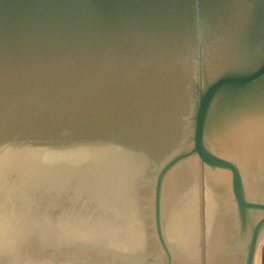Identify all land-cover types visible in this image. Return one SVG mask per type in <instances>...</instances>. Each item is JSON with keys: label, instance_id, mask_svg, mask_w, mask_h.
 <instances>
[{"label": "water", "instance_id": "obj_1", "mask_svg": "<svg viewBox=\"0 0 264 264\" xmlns=\"http://www.w3.org/2000/svg\"><path fill=\"white\" fill-rule=\"evenodd\" d=\"M225 62L241 63L208 73ZM248 94L264 98V0H0V264H123L84 257L72 240L63 249L70 240L34 222L61 223L67 211L75 221L79 206L107 218L100 209L126 197L124 173L140 215L152 190L130 176L154 164L152 219L165 247L164 180L193 157L230 173L242 234L260 214L244 260L255 264L264 203L246 198L236 160L205 143L217 103ZM184 97L195 105L183 145L168 130Z\"/></svg>", "mask_w": 264, "mask_h": 264}, {"label": "bare ground", "instance_id": "obj_2", "mask_svg": "<svg viewBox=\"0 0 264 264\" xmlns=\"http://www.w3.org/2000/svg\"><path fill=\"white\" fill-rule=\"evenodd\" d=\"M240 63H208L207 68H205L210 75H213L221 72L226 65L233 66ZM177 103L178 108L170 117L168 134L176 140V143L184 145L188 131L191 129L195 100L184 97L179 98ZM233 107L234 109H232ZM222 109V113L219 114ZM207 133L211 150L221 156L235 158L238 160L236 161L238 164L240 162L244 168V177H246L248 184H254L255 177L257 180L258 177L261 179L262 185L259 184L263 188V192L261 191L263 194L264 98H255L248 94L235 102L233 99L227 100L225 96L224 100L217 103L210 113L205 136L206 145L208 144ZM241 165L239 166L241 167ZM220 171L212 172L196 158L193 161H184L165 178L160 231L161 234L164 232L163 234L166 235L171 246V253L168 251L171 264H240L242 257L238 245L244 233L242 234L241 225H238L240 221L236 220L235 205L233 206L229 201V183L227 176H225L226 171ZM142 173L144 174L141 176H144L146 171H142ZM128 175L124 173V176L118 177V181L121 182L124 189L130 191L129 186L132 183L131 180H128ZM107 177L110 180L113 176L111 174ZM130 178L133 179V182L140 181L139 177L135 175L130 176ZM259 184L256 185L259 186ZM127 191L124 192L126 197H122L119 202L122 211H116V215L120 217L122 222L124 220L129 222L130 225L128 226L136 230V241L134 240L136 244L130 240L131 238L128 239L130 244L126 239L119 240L123 234L122 229L118 231L122 233H120L121 235L115 232L110 233L111 237L105 236V238L110 237V240H103L100 237L104 236L103 234H108V230L92 225L89 227H80L81 224L79 227L70 225L69 231H67L70 232V235L66 237H69V240L71 239L73 242H78L82 249L87 248L92 254L94 252L98 258L105 261L123 264H146L145 254L158 256V259L161 257L162 260L161 249L159 250L158 242L154 240L157 229L154 228L155 224L148 217L149 212L146 206L139 213L140 215H137L134 212L136 208L131 206V198H129ZM129 208L131 210L127 211ZM102 211L106 216L107 214L110 216L109 210V213L104 209ZM118 219L115 218V220ZM130 228L129 230H132ZM233 230L235 231L233 232ZM229 232L232 233L229 234ZM129 233L133 232L130 231ZM158 235L157 233V237ZM229 235L231 236L228 245ZM63 238L61 240L64 243ZM122 238H124L123 235ZM69 246L72 248V243ZM11 247L9 244L5 246V249L10 250ZM1 248H4L3 245Z\"/></svg>", "mask_w": 264, "mask_h": 264}, {"label": "rangeland", "instance_id": "obj_3", "mask_svg": "<svg viewBox=\"0 0 264 264\" xmlns=\"http://www.w3.org/2000/svg\"><path fill=\"white\" fill-rule=\"evenodd\" d=\"M228 69L227 68H223V70L221 71V72H219V73H217V74H222V73H224V72H226ZM210 79H212V77H208V80H210ZM186 121V120H185ZM189 121H190V119H189ZM187 140V139H186ZM207 142H208V144H207V147L211 150V148H210V145H209V138H208V133H207ZM213 153H215V154H217V155H220L219 153H216V152H214L213 150H211ZM194 159H196L195 157H193V158H190V159H188L189 161H193ZM234 160H236L235 158H234ZM236 161H238V160H236ZM239 165H241L240 164V162H239ZM156 168V167H155ZM209 169V168H208ZM240 169H241V171H242V174H243V182H244V192H245V196H246V198L248 199V200H253V201H257V202H263L264 203V193L262 194V190H263V188H261V185H262V183H260V181H261V179L258 177V180H257V177H255V179H254V184H248L247 183V180H246V177H244L245 176V173H244V168L242 167V165H241V167H240ZM209 170H211L212 172L213 171H218L219 172V170H212V169H209ZM220 172H222V171H220ZM226 173V175L225 176H227V179H228V183H229V186H228V196H229V201L233 204V206H234V208H235V210H237V207H236V203H235V200H234V197H233V194H232V190H231V175H230V173L229 172H225ZM154 174H155V170H154V167H151V168H149L148 169V171H146V174L144 175V176H141V177H139V180L141 181V183H142V185L144 186V191H147V192H149V190L151 189L152 191V193H150V195H148V197H145L146 198V204H147V206H146V209H147V211L149 212L148 213V217H149V219L152 221V223H154L153 222V219L152 218H154V213H153V203H154V195H153V191H154V187H155V184H156V177H154ZM153 176V177H152ZM156 176V175H155ZM257 182V183H256ZM261 185H260V184ZM256 184H259V186H257ZM249 186H251V187H249ZM256 187V188H255ZM257 190V191H256ZM253 191V192H252ZM262 191V192H261ZM142 199V198H141ZM143 200V199H142ZM151 203H150V202ZM118 205H119V207H118ZM117 206H115V209L113 208V210H114V213L116 214V211H122V209H121V206H120V203L118 204ZM77 210L80 212V213H82L81 215L82 216H80V217H78V219L76 218L75 219V221H74V219L72 220V216H71V214L70 213H68V212H70V211H67V213H66V215H67V218L65 219V220H62V222L61 223H58L59 221H57V220H55V219H51V218H48V219H43V218H38L35 222H34V225L36 224V223H44L45 224V226H46V228L48 229V228H50V227H53V228H55V229H49V236H50V238H57L56 240H58V237L59 238H63V236H65V238H63L64 239V244L66 245L67 243H69L68 241H69V237H66V236H68V235H70V232H67V231H69L68 230V228H69V226L70 225H72V227L73 226H75V227H79V225L81 224V226L80 227H82V226H87V227H89V226H99L100 228H105L106 230H108V234H103L104 236H101L100 238L101 239H103V240H105V239H109L110 240V237H111V235H110V233H117V234H119V235H121L122 233V231H123V236H124V238H122V235H121V239H119L120 241L123 239V240H125L126 239V241L128 242V239H130V240H132L133 242H135L136 241V237H135V235H136V230L135 229H133V228H130V226H128V225H130V223L129 222H127L126 220H124L123 222L120 220V217H116V216H113L112 214H114V213H109L110 214V216L107 214V218H105V219H95V218H93V219H90L89 218V213H90V210L91 209H89V208H86V207H83V208H81L80 206L77 208ZM131 209L129 208V210H127V211H130ZM100 211H102V209H100ZM102 212H104V211H102ZM237 212V216H236V220H239V217H238V211H236ZM76 215H79L77 212H76ZM100 215H102L103 217L105 216V214L104 213H100ZM250 216H251V218H250V221H249V224H248V227L246 228V231H245V233L242 235V237H241V239H240V241H239V252H240V255H241V257H242V259H241V262H240V264H245V256H246V252H247V246H248V244H249V240H250V236H251V231H252V229H253V227H254V225L256 224V221L259 219V217H260V214L259 213H251L250 214ZM53 218V217H52ZM115 218H119L118 220H115ZM115 222V223H114ZM90 223V224H89ZM94 223V224H93ZM121 223H123V224H121ZM85 224V225H84ZM97 224V225H96ZM112 224V225H111ZM117 224V225H116ZM102 225H103V227H102ZM109 225V226H108ZM238 225H240V223H238ZM111 226V227H110ZM163 226H164V224H163ZM117 227V228H116ZM57 228V229H56ZM125 228V229H124ZM129 228L130 229H132V230H129ZM154 228L156 229V227H155V225H154ZM122 229V230H121ZM127 229V230H126ZM111 230V231H110ZM115 230V231H114ZM119 230H121V232H118ZM135 231V234H134V231ZM130 231H132L133 233H129ZM156 231V230H155ZM163 231V230H162ZM235 230H233V232H234ZM105 232H107V231H105ZM121 233V234H120ZM126 233V234H125ZM156 233V232H155ZM164 233V232H163ZM162 233V236L165 238H163V240H164V242L166 241V243H165V246H166V248H167V250L170 252V250H171V246H170V244H169V241H168V239L166 238V235L165 234H163ZM232 233V232H231ZM230 232H229V234H231ZM134 234V235H133ZM155 235V237H154V240H155V242H158V248H159V250L161 249V253H162V260H161V257L158 259V256H155V255H150V254H145L144 255V257H145V262H146V264H168L169 262H170V264H171V260H169V257H168V255H167V252H166V249H165V247L163 246V244L161 243V241H159L160 239H159V237H157V233L156 234H154ZM105 236H110V237H108V238H105ZM230 236L231 235H229V237H228V245H229V240H230ZM96 237V236H95ZM99 237V236H98ZM70 238H73V237H70ZM65 239H67V240H65ZM71 240V239H70ZM122 240V241H123ZM135 240V241H134ZM156 240H158V241H156ZM79 242H82L81 240H78ZM70 243H72V241H70ZM69 243V244H70ZM129 244H130V242H128ZM55 244H57V243H55ZM62 244H63V242H62ZM81 244V243H80ZM134 244H136V242L134 243ZM69 247V245L67 244L66 246H63V249H66V250H68L67 248ZM61 246L60 247H57V245L56 246H52V249H54V250H61ZM80 249V248H79ZM81 251V253L83 254V256L85 255L84 254V251L87 253V252H90L87 248H83V249H81L80 250ZM171 253V252H170ZM85 257V256H84ZM263 259H264V233L262 234V236H261V238H260V241H259V245H258V249H257V256H256V260H255V264H263ZM85 260V259H84ZM10 261H12V260H10ZM65 262L67 261V260H64ZM86 261V260H85ZM107 261V260H106ZM107 262H113V261H107Z\"/></svg>", "mask_w": 264, "mask_h": 264}]
</instances>
